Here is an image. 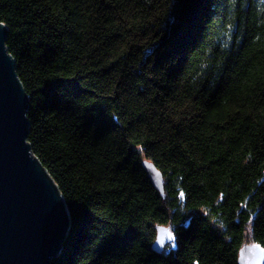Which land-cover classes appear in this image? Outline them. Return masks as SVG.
I'll list each match as a JSON object with an SVG mask.
<instances>
[{
	"label": "trees",
	"instance_id": "1",
	"mask_svg": "<svg viewBox=\"0 0 264 264\" xmlns=\"http://www.w3.org/2000/svg\"><path fill=\"white\" fill-rule=\"evenodd\" d=\"M0 23L70 221L51 264L264 249V0H0Z\"/></svg>",
	"mask_w": 264,
	"mask_h": 264
},
{
	"label": "water",
	"instance_id": "2",
	"mask_svg": "<svg viewBox=\"0 0 264 264\" xmlns=\"http://www.w3.org/2000/svg\"><path fill=\"white\" fill-rule=\"evenodd\" d=\"M27 101L0 23V264H51L70 228L60 194L27 143ZM143 169L162 193L161 173L151 162H144ZM157 231L152 248L160 251L171 235ZM237 264H264V249L243 246Z\"/></svg>",
	"mask_w": 264,
	"mask_h": 264
},
{
	"label": "rangeland",
	"instance_id": "3",
	"mask_svg": "<svg viewBox=\"0 0 264 264\" xmlns=\"http://www.w3.org/2000/svg\"><path fill=\"white\" fill-rule=\"evenodd\" d=\"M249 245V244H248Z\"/></svg>",
	"mask_w": 264,
	"mask_h": 264
}]
</instances>
